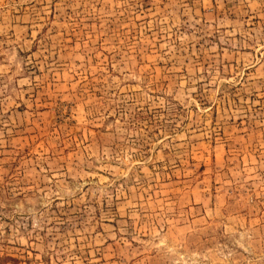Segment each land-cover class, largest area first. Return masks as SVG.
Segmentation results:
<instances>
[{"label": "rangeland", "instance_id": "374dc122", "mask_svg": "<svg viewBox=\"0 0 264 264\" xmlns=\"http://www.w3.org/2000/svg\"><path fill=\"white\" fill-rule=\"evenodd\" d=\"M0 264H264V0H0Z\"/></svg>", "mask_w": 264, "mask_h": 264}]
</instances>
